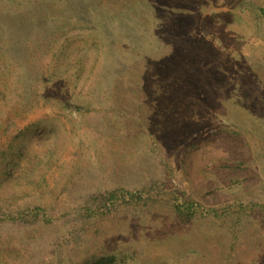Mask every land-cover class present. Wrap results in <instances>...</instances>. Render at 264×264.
<instances>
[{
	"label": "rangeland",
	"instance_id": "rangeland-1",
	"mask_svg": "<svg viewBox=\"0 0 264 264\" xmlns=\"http://www.w3.org/2000/svg\"><path fill=\"white\" fill-rule=\"evenodd\" d=\"M158 1L0 11V264H264V0Z\"/></svg>",
	"mask_w": 264,
	"mask_h": 264
},
{
	"label": "trees",
	"instance_id": "trees-1",
	"mask_svg": "<svg viewBox=\"0 0 264 264\" xmlns=\"http://www.w3.org/2000/svg\"><path fill=\"white\" fill-rule=\"evenodd\" d=\"M34 1L33 0H0V11L5 13V17L6 15L9 14V16L7 17L8 20L21 19V21H19L20 24L18 23V25L21 28L28 26L30 24H33L34 26V23H36V21L38 20V17L36 14L31 16L32 14L35 13L34 6H32L33 3H36ZM159 1H158L159 3H162L165 0H159ZM184 12L186 14H190L189 13L190 11L188 10ZM30 17H31V20L29 19L27 20V18H30ZM21 24H23L24 26H21ZM199 44L197 46L198 50H203L202 43H199ZM207 45L208 44H206V47L209 46ZM194 49H195V46L193 45V51ZM202 58L203 56H201V59ZM197 59H200V58H197ZM199 61L203 62L202 60H199ZM152 200H153L152 196L148 194L145 195V192H136L133 194L126 192L125 195L118 194L117 192H113V191L108 192V193H102L96 196L94 202H92L91 204L88 205V207L83 209V214H85L87 218H91L94 212H100L102 214H105L106 212L111 211L112 209L117 210L119 208L125 209V208H132L136 206L137 208H140V207L147 206L149 202L151 203L154 202ZM95 202L96 203L101 202L102 205L98 207L97 209L95 204H93ZM173 205H174L176 212H178L181 217H186V218L195 217L196 213L198 212V210L195 208L196 205H194V203L192 204V203L185 202L182 204V203H179V201L174 200ZM234 210L236 209H232L230 212ZM37 212H39L38 208L32 209L31 211L28 210L24 213L17 214L16 219L20 220L21 222H25L28 216L36 215ZM202 215L204 217L212 216L215 219L223 218V220L229 216L227 211H222L220 213L219 212H212V213L205 212V213H202ZM82 264H118V262L116 261V258L114 256H105V257H99V258L92 257L91 259H87L83 261Z\"/></svg>",
	"mask_w": 264,
	"mask_h": 264
}]
</instances>
